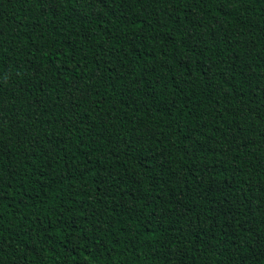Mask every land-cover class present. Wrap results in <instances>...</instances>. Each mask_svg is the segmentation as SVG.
<instances>
[{
    "label": "trees",
    "instance_id": "16d2710c",
    "mask_svg": "<svg viewBox=\"0 0 264 264\" xmlns=\"http://www.w3.org/2000/svg\"><path fill=\"white\" fill-rule=\"evenodd\" d=\"M0 264H264V0H0Z\"/></svg>",
    "mask_w": 264,
    "mask_h": 264
}]
</instances>
